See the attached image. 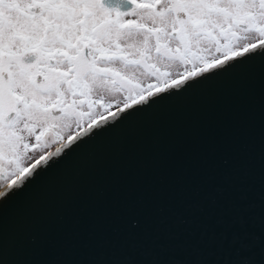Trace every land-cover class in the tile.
Here are the masks:
<instances>
[{
	"label": "snow or ice",
	"instance_id": "obj_1",
	"mask_svg": "<svg viewBox=\"0 0 264 264\" xmlns=\"http://www.w3.org/2000/svg\"><path fill=\"white\" fill-rule=\"evenodd\" d=\"M257 65L264 0H0V261L11 213Z\"/></svg>",
	"mask_w": 264,
	"mask_h": 264
},
{
	"label": "water",
	"instance_id": "obj_2",
	"mask_svg": "<svg viewBox=\"0 0 264 264\" xmlns=\"http://www.w3.org/2000/svg\"><path fill=\"white\" fill-rule=\"evenodd\" d=\"M3 245L0 264H264V68L109 143Z\"/></svg>",
	"mask_w": 264,
	"mask_h": 264
}]
</instances>
